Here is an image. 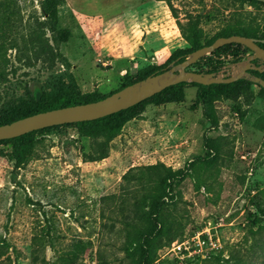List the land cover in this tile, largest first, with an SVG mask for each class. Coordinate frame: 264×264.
Here are the masks:
<instances>
[{"label":"rangeland","instance_id":"1","mask_svg":"<svg viewBox=\"0 0 264 264\" xmlns=\"http://www.w3.org/2000/svg\"><path fill=\"white\" fill-rule=\"evenodd\" d=\"M189 15L201 19L204 41L238 20L264 31V5L236 0H0V117L41 95H107L125 75L135 80L173 52L188 53L179 23ZM251 54L232 46L204 60L230 77ZM208 62L199 68L209 71ZM243 80L229 96L186 82L129 111L98 162L84 159L91 141L83 125L36 132L32 159L21 166L14 143L1 142L0 264H132L126 222L150 228L153 202L142 198L157 188L122 177L158 162L191 176L165 199L174 224L156 264H264V92ZM208 141H220L221 152L207 150ZM183 241L192 254L177 256L174 243Z\"/></svg>","mask_w":264,"mask_h":264},{"label":"trees","instance_id":"2","mask_svg":"<svg viewBox=\"0 0 264 264\" xmlns=\"http://www.w3.org/2000/svg\"><path fill=\"white\" fill-rule=\"evenodd\" d=\"M240 4H263L264 0H236ZM180 29L182 32V36L184 40L190 45L191 50L188 53L180 54L178 51H175L171 54L168 60L161 65H149L148 67L141 69L138 72V78L133 80L128 75L124 76V82L122 86L118 88L116 91L111 92L107 95H99L97 93H90L86 95L73 94L71 92L66 93H58L55 95L50 94V97L45 99L41 95V97H35L34 105L27 110L18 111L11 116L8 117H0V126L12 123L19 119L35 115L41 112H46L54 109H59L68 106H74L79 104H87L92 102L100 101L107 96L131 85L138 81L144 80L149 76H154L160 73H163L169 70L172 67V63L175 64L185 61L189 55L204 47L214 43V41L220 37H230L233 35H241L246 37H254L260 40H264V31L262 35H260V31L257 32L249 26H246L244 22L238 20L236 23L232 25H226L223 27L212 39L204 41V35L201 27V19L198 16L189 15L187 22L185 24L179 23ZM259 45L264 48V43H259ZM238 46L242 47L240 44H229L224 47H221L215 51L219 52L226 48ZM245 49L252 52L250 49L244 46ZM205 57L201 58L198 62L188 67L187 70L194 71L198 73H214L216 74L222 64L216 63L213 64L211 59L204 60ZM205 61H209L208 63L212 64L209 71H204L201 67ZM254 64L258 63V60L253 62ZM198 67V68H197ZM194 68H197L194 70ZM250 73L254 76L260 77L264 80V72L260 73L258 71H250ZM246 80L240 79L234 83L230 84H212V85H201L197 83H192L193 85H197L203 88L204 91L210 89H218L224 91L226 96L231 94V90L235 88L237 85L245 82ZM186 84V82L179 83L177 85L171 86L162 92L154 95L151 98H148L141 103L120 111L118 113L106 116L101 119H97L94 121H86L73 123L77 125L86 126L85 130L82 132L83 137H87L90 139V152L84 154L85 161L90 162H98L109 156V151L111 147V143L118 136L121 135L125 124L130 120L127 113L137 107L144 106L148 101L155 99L156 97L167 93L169 90L177 88L181 85ZM256 84V83H254ZM258 85L261 90L264 92V88ZM203 92V91H202ZM204 93V92H203ZM205 96V95H204ZM203 95H201V98ZM66 125L49 127L37 131H33L31 133L25 134L23 136L9 139V140H0L1 142H13L14 143V155L16 164L21 166L23 164L28 163L33 156L36 141L31 138L36 132L47 130L50 128H57ZM206 149L211 153L219 154L221 152L222 144L220 141L210 143L209 141L206 143ZM197 162L205 164L206 166H212L213 162L210 160H198ZM193 168H196V164L191 165ZM191 176V173L188 170L178 169L174 170L172 167L167 166L163 162H158L155 165H146L133 167L129 169L122 177L125 184H131L133 182H137L140 184L149 183L156 185V192L152 193L150 196L145 195L142 198L143 201L147 202L148 200H152L153 204L148 212L147 221L149 223L148 229H144L139 227L136 224H132L130 222H126V224L132 229L128 239L124 251L126 253V257L130 259L132 264H156L155 263V249L158 248L164 236L169 235L174 221L171 222L168 213H166L167 206L169 203L165 201L166 198L171 197L173 199V190L176 185L182 181H184L187 177ZM202 187V183H197L196 188L199 190ZM260 213L264 215V207L258 205ZM256 224H260L262 222V218L256 217Z\"/></svg>","mask_w":264,"mask_h":264},{"label":"water","instance_id":"3","mask_svg":"<svg viewBox=\"0 0 264 264\" xmlns=\"http://www.w3.org/2000/svg\"><path fill=\"white\" fill-rule=\"evenodd\" d=\"M259 43H264V40L241 35L220 37L213 44L192 52L185 61L177 64L173 62L169 70L131 84L100 101L41 112L1 125L0 140L14 139L49 127L101 119L129 109L163 90L183 82L208 86L212 84H230L243 78H249L252 82L264 88V80L257 76H251L249 72L250 70L264 72V48ZM229 44H240L252 51L246 64L238 69V73L230 77H219L214 73H198L187 70L189 66L195 64L201 58ZM255 60H260L263 65H255L253 63Z\"/></svg>","mask_w":264,"mask_h":264},{"label":"built area","instance_id":"4","mask_svg":"<svg viewBox=\"0 0 264 264\" xmlns=\"http://www.w3.org/2000/svg\"><path fill=\"white\" fill-rule=\"evenodd\" d=\"M169 167H171V166H169ZM187 242L188 241H183V242H180V243H174L173 251L177 254V256L184 257V255L188 256V255L192 254L193 249L190 246L186 245ZM204 243H205L204 240L200 236L196 237V244H195L196 247H201L202 248Z\"/></svg>","mask_w":264,"mask_h":264},{"label":"flooded vegetation","instance_id":"5","mask_svg":"<svg viewBox=\"0 0 264 264\" xmlns=\"http://www.w3.org/2000/svg\"><path fill=\"white\" fill-rule=\"evenodd\" d=\"M261 65H263V63L260 61V60H258V64H257V66H261ZM250 71H252V70H250ZM249 71V72H250ZM255 71V70H254Z\"/></svg>","mask_w":264,"mask_h":264}]
</instances>
